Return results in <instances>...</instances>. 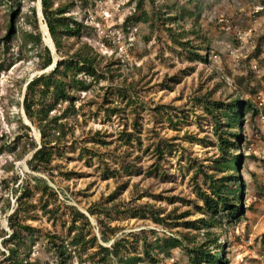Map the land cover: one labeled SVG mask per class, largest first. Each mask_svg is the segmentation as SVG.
<instances>
[{
	"label": "rangeland",
	"instance_id": "1",
	"mask_svg": "<svg viewBox=\"0 0 264 264\" xmlns=\"http://www.w3.org/2000/svg\"><path fill=\"white\" fill-rule=\"evenodd\" d=\"M59 1H75L76 6L70 14L86 25L83 37L66 40L67 45L92 44L105 56L104 65L110 64L114 77L84 95V109L78 120L71 118L70 134L62 144L66 154L55 161L61 167L57 165L54 169V181L48 173L32 171L28 160L35 150L22 154L24 148L19 146L18 137L24 141L26 138L21 122L31 127V135L39 147L42 138L39 128L27 117L23 101L28 82L47 70H40L33 51L24 47L22 30L32 28L28 15L31 16L30 6L35 5L39 27L47 44L44 20L39 15V0L34 3L23 0L21 13L14 20L7 5L0 4V62L4 61L6 65L13 62L0 74V148L2 144L19 146L15 153L5 151L0 154V261L6 250L3 241L8 237L4 234L12 231L8 217L16 209V198L21 193L19 190L15 194L12 188L21 187L27 174L34 173L44 177L58 191L62 201L78 206L88 215L99 237V224L89 208L104 202L103 208L122 203L120 206L124 210L112 213L115 219L111 224L119 226V236L130 235L136 241V235L132 234H139L140 252L143 231L149 243H155L159 237H177L183 241L184 245L172 248L168 254L156 248L159 262L149 261V264H193L188 250L193 243L188 242L211 243L209 240L215 236L219 237L218 243L211 245V250L214 252L222 245L225 264H264V0ZM183 8L187 12H181ZM143 10L149 17L143 19ZM174 14L179 16L177 21L170 19ZM8 20L21 30L11 42V48L5 51L1 39ZM170 28L197 46L196 51L206 54L208 61L188 59L187 52L181 51L173 41ZM52 53L56 60L64 55L57 49ZM126 84L132 86L130 93L138 113L125 106L116 94L108 93L113 103L122 102L123 107L120 114L106 118L105 107L112 105L104 102L105 90ZM208 92L223 101L236 97L251 100L259 111L255 115L245 113L242 123L243 139L239 141L243 146L239 152L242 160L237 173L243 181L242 210L233 221L225 218L221 226L203 230L175 222L196 220L201 225L202 218L206 217L199 209L203 201L198 186L207 191L200 166L210 174L224 175L213 168V161L223 155L219 137L211 117L197 102V97ZM159 105L172 106L169 114L177 125L155 109ZM136 120L138 129L134 128ZM99 132L100 138L112 143L104 145L93 141V135ZM124 132H135L142 144L134 138L131 145L125 146L121 139ZM162 138L174 143L176 148L159 162L166 173L164 178L147 173L157 164L152 146ZM80 146L98 151L112 165L128 154L141 171L130 179L126 175L105 179L100 157L81 158ZM125 150L126 154H123ZM65 171L75 173L68 179L61 173ZM14 176H19L16 183ZM238 185H233L234 191ZM120 186L123 188L119 189ZM118 189L116 201L108 202L109 195ZM7 195L12 208L5 212L3 200ZM128 204L132 208L147 204L161 216L171 214L172 218L166 220L170 224H157L150 215L133 217L134 212ZM181 215L183 217L174 218ZM32 222L55 229L45 216ZM114 240L105 245L110 246ZM33 257L39 258L37 264H57L56 257L47 251L42 240L38 241ZM70 264L90 263L84 257H76Z\"/></svg>",
	"mask_w": 264,
	"mask_h": 264
},
{
	"label": "trees",
	"instance_id": "2",
	"mask_svg": "<svg viewBox=\"0 0 264 264\" xmlns=\"http://www.w3.org/2000/svg\"><path fill=\"white\" fill-rule=\"evenodd\" d=\"M29 1L34 3L37 0ZM3 3L7 5L13 20L19 16L23 0H4V2L0 0V4ZM139 3L140 7L142 1ZM75 6V1L42 0L44 22H47L46 24L49 26L57 52L64 55H61L52 70L36 75L28 82L26 87L23 106L27 117L40 130L41 146H38L37 141L31 135V127L23 122H21V126L25 130L23 135H25L26 141L18 137L19 146L24 148L22 150L23 155L31 149L35 150L28 160L30 169L34 172L48 173L53 181L54 169L57 168V165L61 167L60 164H55V161L66 154L62 144L70 134V120L71 118L78 120L86 104L83 100L84 95L94 91L95 87L103 81L114 77L110 64L104 65L105 56L98 52L92 44L80 42L77 46H75V43L71 46L67 45L66 40L81 39L84 27H86L83 21L70 14ZM30 7L31 16L28 15V21L33 24L30 30H22L23 45L28 51H33L35 57H37L39 69L45 70L54 63L55 56L51 48L45 43L43 33L40 30L36 6L32 5ZM183 11L187 12V9L183 8L181 12ZM142 14L143 19L149 17V14L144 10ZM170 19L177 21L179 16L174 14L170 16ZM20 30L13 21L8 20L6 33L1 39L5 51L11 48V42L18 37ZM170 33L173 41L178 44L181 51L187 52L188 59L191 61L196 59L208 61L206 54L196 51L197 46L190 40H184L183 36H179L182 34L176 35L171 28ZM12 65L13 62L6 65L4 61H1L0 74ZM167 86L170 87V85ZM130 87L132 86L127 84L118 86L116 89L107 87L104 102L112 106L105 107L106 118L110 119L114 115L120 114L123 107L122 102L125 103V106L131 107L134 113H138L137 104L130 93ZM108 93L116 94L122 102L113 103L108 97ZM212 93L208 92L197 97V102L211 117L214 131L219 137V145L223 155L213 161V168L224 175L218 177L205 171L203 166L199 167L201 173L204 174L203 182L207 188V191H203L198 186V194L203 201V206H200L199 209L206 217L202 218L201 225H198L196 220L175 222L184 223L187 227L193 229L206 230L221 226L225 218L233 221V218H236L242 210L243 181L241 176L237 175L242 160V155H239V152L243 149V146L239 144V141L243 139L242 123L245 113L252 112V115H255L259 111L251 100L236 97L230 101H223L213 98ZM133 103L136 105L133 106ZM155 109L159 113L167 115L171 122L173 121L169 114L172 106L159 105ZM177 124L176 121L174 125ZM138 125L139 123L136 120L134 128L138 129ZM121 135V139L127 147L133 143L134 138L142 144L141 138L137 137L135 132H124ZM93 136V141L98 143L104 145L112 143L100 138V132ZM18 147L11 144H2L0 154L5 151L15 153ZM152 147L157 158V164L149 168L147 173L164 178L166 173L162 170L159 162L167 153H173L176 149L175 144L162 138ZM79 153L81 158L88 155L100 157L104 163L103 177L105 179L110 177L120 178L125 175L130 179L134 173H140L141 171L138 165L132 162L128 154L126 156L122 155L123 160L119 163L114 162V165H112L111 162L105 161L106 158L98 151L87 146H80ZM123 154H126V150ZM61 173L69 179L75 172L65 171ZM18 178L19 176L13 177L14 183L18 181ZM3 181L7 182V180ZM235 183L239 185L234 191L233 185ZM121 188L123 186L119 187V189ZM119 189L109 195L108 202L116 201ZM19 190L21 193L16 198L17 207L8 217L9 227L12 231L4 234L8 237L3 241L6 250L2 252L1 264H37L39 258H34L33 254L40 240L43 241L47 251L56 257L57 264H70L76 257H79V259L84 257L90 264H149V261L159 262L156 248L168 254L172 248L184 245L183 241L177 237H159L155 243H149L147 235L145 236L143 231L141 237L143 241L142 246H140L142 252H140L138 246L139 234H132L136 235L134 237L136 241H133L130 235H117L120 229L119 226L111 224L112 220L115 219L112 213L124 210V207L120 206L122 203H114L111 207L103 208L104 202H100L89 208L90 214L96 217L99 224L101 233V237H99L94 231L89 216L80 210L78 206L62 201L58 191L40 175L28 173L21 187L12 188L15 194ZM4 197L3 211H10L12 208L11 200L8 195ZM128 206L131 207L129 204ZM132 211L134 212L133 217L150 215L157 224L167 223L169 225L170 222H166V220L168 217L172 218L171 214L161 216L160 212L151 206H147V204L133 205ZM43 216L51 222L55 229L37 226L32 222L42 219ZM115 217H119V215ZM181 217L183 215L174 218ZM206 233L210 238V231ZM218 238L215 236V238L209 240L211 243L196 244L195 240L188 242L193 243V246L188 248L192 263L225 264V260L222 259V245L216 247L218 249L214 252L211 250V245L218 243ZM113 239L115 240L110 246L105 245Z\"/></svg>",
	"mask_w": 264,
	"mask_h": 264
},
{
	"label": "bare ground",
	"instance_id": "3",
	"mask_svg": "<svg viewBox=\"0 0 264 264\" xmlns=\"http://www.w3.org/2000/svg\"><path fill=\"white\" fill-rule=\"evenodd\" d=\"M40 5L41 4L39 3V14H40V17H43ZM43 20H44V18H43ZM42 25H43V29H44V32H45V39H46L47 43L50 44V46L55 51V47H54L53 41L51 39V35H50L49 31H48V26H47V24L45 22H43Z\"/></svg>",
	"mask_w": 264,
	"mask_h": 264
},
{
	"label": "water",
	"instance_id": "4",
	"mask_svg": "<svg viewBox=\"0 0 264 264\" xmlns=\"http://www.w3.org/2000/svg\"><path fill=\"white\" fill-rule=\"evenodd\" d=\"M39 2H40V4H41V12H42V16H43V18L45 19V17H44V13H43V9H42V0H39ZM40 15V14H39ZM42 20V19H41ZM47 23V22H46ZM47 26H48V24H47ZM48 31H49V33H50V30H49V26H48ZM44 34H45V32H44ZM50 35H51V33H50ZM51 39H52V37H51ZM52 41H53V39H52ZM53 44H54V41H53ZM47 45L51 48V50L54 52V50H53V48L50 46V44H48L47 43ZM54 47H55V44H54ZM55 51H56V47H55ZM57 61L58 60H54V63L50 66V67H48L46 70L48 71V70H50V69H52L53 67H55L56 66V64H57ZM45 72V71H44ZM44 72H42V73H44Z\"/></svg>",
	"mask_w": 264,
	"mask_h": 264
}]
</instances>
